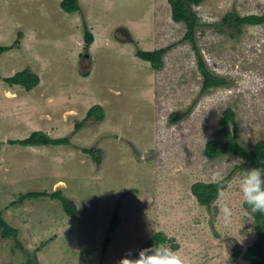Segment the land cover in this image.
Instances as JSON below:
<instances>
[{
  "label": "rangeland",
  "instance_id": "1",
  "mask_svg": "<svg viewBox=\"0 0 264 264\" xmlns=\"http://www.w3.org/2000/svg\"><path fill=\"white\" fill-rule=\"evenodd\" d=\"M59 2L0 0V45L17 40L0 53V217L18 231L0 229V264H119L129 251L136 257L153 247L140 248L158 231L196 264H247L240 252L255 240L257 222L239 185L252 166L233 153L208 158L203 149L224 138L218 119L226 107L244 149L264 139V22L238 30L222 22L226 12L263 13L264 0L191 6L199 53L225 80L202 93L185 23L171 18L167 0H78L73 12ZM84 29L93 35L88 49ZM164 46L158 69L135 55ZM24 67L39 76L32 89L2 79ZM94 104L103 119L75 130ZM34 130L69 135L71 143L8 142ZM86 147L100 150L99 164ZM196 181L220 183L209 207L191 192ZM41 190L73 200L74 215L58 198L21 199ZM225 202L233 213L227 225ZM114 211L119 223L103 248Z\"/></svg>",
  "mask_w": 264,
  "mask_h": 264
},
{
  "label": "trees",
  "instance_id": "2",
  "mask_svg": "<svg viewBox=\"0 0 264 264\" xmlns=\"http://www.w3.org/2000/svg\"><path fill=\"white\" fill-rule=\"evenodd\" d=\"M171 8V18L174 21H183L186 29L183 34V39L188 40L193 48L196 56L197 66L202 74V81L200 86V92L206 91L209 87L218 86L225 83V80L219 76L212 74L206 67L202 56L199 53V49L195 39V31L198 26L197 16L192 10L193 4H198L202 0H167ZM60 6L65 12H73L79 9L78 0H60ZM222 22L233 24L238 30L242 24H260L264 22V12L261 14H248L239 16L233 12H226L222 17ZM233 37V33H229ZM83 40L85 46L91 44L93 35L88 29L83 30ZM17 43L15 40L14 44ZM13 43L10 45H0V53L3 50L13 47ZM169 46L156 48L153 50L136 49L135 55L139 58L148 61L153 68L158 69L162 65V57L165 52L168 51ZM7 85H18L25 90L32 89L39 82V76L28 67H24L21 70L14 72L11 76L2 78ZM93 117L95 121H100L104 117V111L100 104H94L86 110L85 116L82 120L77 121L74 124V129H80L85 121ZM177 116L170 114L169 120L175 121ZM224 138L222 140L212 139L204 145V155L208 158L218 157L225 153H233L236 156L242 158L246 163L252 167L264 168V139L257 140L255 144L249 150L236 140L237 124L234 118V112L230 107L223 109L221 116L218 119ZM231 126V128H230ZM9 143H16L21 145H43V144H67L70 145V136L52 137L42 130L31 131L30 134L23 138L9 139ZM82 152L89 154L93 160L99 164L101 162L100 150L98 148L86 147L80 148ZM220 188L219 182H204L196 181L190 185L191 192L195 195L197 201L206 207H209L212 200L215 199L218 190ZM48 196L52 198H58L62 201V206L65 213L69 216H73L76 211V205L73 200L67 199L56 190L49 193L45 190L41 191H27L21 196L24 197H41ZM13 203V202H12ZM245 206L250 209V206L245 203ZM252 212V211H251ZM252 216L257 222L256 232L257 236L255 240L248 244L240 255L246 260L247 264H264V213L252 212ZM119 223V216L116 211L113 212L107 228V235L104 237L102 247L106 248L111 241L109 233L115 229V226ZM0 229L1 235L16 237L17 229L8 225L0 217ZM18 242V240H16ZM166 238L158 231L153 233L147 242L140 248L156 245L160 242H165ZM20 247V243H16ZM238 253V252H237Z\"/></svg>",
  "mask_w": 264,
  "mask_h": 264
},
{
  "label": "clouds",
  "instance_id": "3",
  "mask_svg": "<svg viewBox=\"0 0 264 264\" xmlns=\"http://www.w3.org/2000/svg\"><path fill=\"white\" fill-rule=\"evenodd\" d=\"M239 187L243 200L250 206L251 211L264 213V168L251 167L246 169ZM220 211L224 223L230 224L233 215L230 205L225 202ZM119 264H196V261L191 255L173 250L171 246L160 242L151 248L140 250L136 257H133L129 251L120 259Z\"/></svg>",
  "mask_w": 264,
  "mask_h": 264
},
{
  "label": "water",
  "instance_id": "4",
  "mask_svg": "<svg viewBox=\"0 0 264 264\" xmlns=\"http://www.w3.org/2000/svg\"><path fill=\"white\" fill-rule=\"evenodd\" d=\"M230 128H231V126H230Z\"/></svg>",
  "mask_w": 264,
  "mask_h": 264
},
{
  "label": "crops",
  "instance_id": "5",
  "mask_svg": "<svg viewBox=\"0 0 264 264\" xmlns=\"http://www.w3.org/2000/svg\"><path fill=\"white\" fill-rule=\"evenodd\" d=\"M92 43V42H91Z\"/></svg>",
  "mask_w": 264,
  "mask_h": 264
}]
</instances>
